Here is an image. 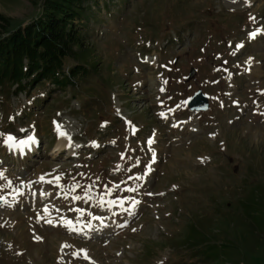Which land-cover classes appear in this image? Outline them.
<instances>
[{
    "label": "rangeland",
    "instance_id": "374dc122",
    "mask_svg": "<svg viewBox=\"0 0 264 264\" xmlns=\"http://www.w3.org/2000/svg\"><path fill=\"white\" fill-rule=\"evenodd\" d=\"M106 2L89 82L0 98V264H264V0ZM40 3L0 0V37Z\"/></svg>",
    "mask_w": 264,
    "mask_h": 264
},
{
    "label": "trees",
    "instance_id": "16d2710c",
    "mask_svg": "<svg viewBox=\"0 0 264 264\" xmlns=\"http://www.w3.org/2000/svg\"><path fill=\"white\" fill-rule=\"evenodd\" d=\"M98 1L104 7L107 4L106 0ZM40 2V13L25 29H18L7 38L0 37V96L8 97L14 87L16 93H28L34 84L75 89V79L90 76L93 65L72 64V61L83 53L85 42L92 34L88 33L91 30L85 20L91 16L86 6L91 0ZM97 71L98 68L92 73ZM200 255L197 261L213 262L222 253L213 246Z\"/></svg>",
    "mask_w": 264,
    "mask_h": 264
},
{
    "label": "water",
    "instance_id": "95a60500",
    "mask_svg": "<svg viewBox=\"0 0 264 264\" xmlns=\"http://www.w3.org/2000/svg\"><path fill=\"white\" fill-rule=\"evenodd\" d=\"M192 109L207 110V101L202 97L201 93L197 94L195 98L190 102Z\"/></svg>",
    "mask_w": 264,
    "mask_h": 264
},
{
    "label": "snow or ice",
    "instance_id": "6c2138e0",
    "mask_svg": "<svg viewBox=\"0 0 264 264\" xmlns=\"http://www.w3.org/2000/svg\"><path fill=\"white\" fill-rule=\"evenodd\" d=\"M252 35L255 36L256 33H252ZM161 115L163 116L164 114L161 113ZM8 139L11 140L12 137H8ZM149 143H151V141H149ZM2 176H3V174H0V178H2ZM41 179L43 180V177H41ZM57 179H59V177H57ZM9 183H11V182H9ZM126 191H135V189H126ZM106 194H110V192H109V193H106ZM149 194H151V193H149ZM2 199H3V198H0V201H2ZM75 199L79 200L80 197L77 196V197H75ZM109 203H117V201H110ZM119 203H120V206H123V202H122V201H120ZM137 203H139V202L133 200V206H135V204H137ZM45 212H47V209H45ZM50 222H51V221H49V223H50ZM69 223H71V221H69ZM74 255H75V254H74ZM86 255H87V254L85 253V256H86Z\"/></svg>",
    "mask_w": 264,
    "mask_h": 264
},
{
    "label": "bare ground",
    "instance_id": "6f19581e",
    "mask_svg": "<svg viewBox=\"0 0 264 264\" xmlns=\"http://www.w3.org/2000/svg\"><path fill=\"white\" fill-rule=\"evenodd\" d=\"M254 75H258L261 71L260 69H254L251 71ZM65 144V143H64ZM64 144L63 143H60L58 144L57 148H56V151H59V150H62L63 147H64Z\"/></svg>",
    "mask_w": 264,
    "mask_h": 264
}]
</instances>
